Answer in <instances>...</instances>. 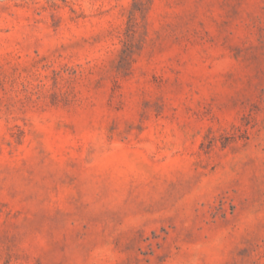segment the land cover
Instances as JSON below:
<instances>
[{"label": "rangeland", "instance_id": "1", "mask_svg": "<svg viewBox=\"0 0 264 264\" xmlns=\"http://www.w3.org/2000/svg\"><path fill=\"white\" fill-rule=\"evenodd\" d=\"M0 264H264V0H0Z\"/></svg>", "mask_w": 264, "mask_h": 264}]
</instances>
